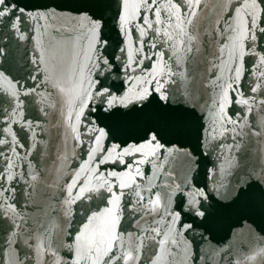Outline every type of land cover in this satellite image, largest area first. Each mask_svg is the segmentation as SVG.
Masks as SVG:
<instances>
[{
  "label": "snow or ice",
  "instance_id": "obj_1",
  "mask_svg": "<svg viewBox=\"0 0 264 264\" xmlns=\"http://www.w3.org/2000/svg\"><path fill=\"white\" fill-rule=\"evenodd\" d=\"M3 4H4V0H0V5H3ZM2 14H4V13H3V10L0 9V15H2ZM152 138L155 139V136L153 135Z\"/></svg>",
  "mask_w": 264,
  "mask_h": 264
}]
</instances>
